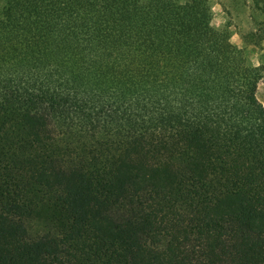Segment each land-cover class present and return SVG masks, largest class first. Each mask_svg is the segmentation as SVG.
I'll return each mask as SVG.
<instances>
[{
  "label": "trees",
  "instance_id": "trees-1",
  "mask_svg": "<svg viewBox=\"0 0 264 264\" xmlns=\"http://www.w3.org/2000/svg\"><path fill=\"white\" fill-rule=\"evenodd\" d=\"M212 0H0V264H264V65Z\"/></svg>",
  "mask_w": 264,
  "mask_h": 264
},
{
  "label": "rangeland",
  "instance_id": "rangeland-1",
  "mask_svg": "<svg viewBox=\"0 0 264 264\" xmlns=\"http://www.w3.org/2000/svg\"><path fill=\"white\" fill-rule=\"evenodd\" d=\"M211 12L210 26L227 30L249 64L264 65V0H212ZM256 97L264 104V79Z\"/></svg>",
  "mask_w": 264,
  "mask_h": 264
}]
</instances>
